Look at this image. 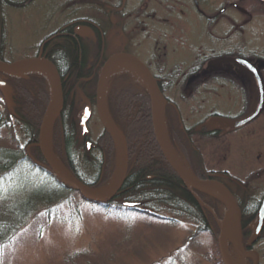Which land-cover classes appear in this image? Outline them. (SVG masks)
<instances>
[{
    "label": "rangeland",
    "instance_id": "obj_1",
    "mask_svg": "<svg viewBox=\"0 0 264 264\" xmlns=\"http://www.w3.org/2000/svg\"><path fill=\"white\" fill-rule=\"evenodd\" d=\"M121 2L0 0V19L4 25L0 58L10 63L35 57L41 51V44L65 27H73L79 35L95 42L98 41L95 28H98L102 39L100 49L105 52L106 61L122 52L134 54L150 65L161 80L165 133L176 159L186 171L206 176L211 172H227L230 176L226 183L238 203L260 202L264 197V108L249 126L233 132L228 129L233 121L258 107L257 83L250 84L246 79L248 73L241 71L233 59L239 55L258 60L264 77V1L127 0V12H133L128 17L108 8L112 3L115 8ZM144 5L147 11L142 10ZM211 56L218 58L205 64ZM103 66L95 80V97ZM42 67L21 72L33 70L45 74L52 95L51 75ZM199 70L196 74L200 77L194 79L192 74ZM139 72L129 61L119 60L109 76H122L129 91L124 90L132 96L130 100L139 98L141 87L151 97L146 79ZM84 82V89L77 88L75 94H70L68 105L72 106L78 126L77 154L83 157L79 169L87 180L96 177L98 168L86 161L84 155L99 157L101 150L95 151L94 144L106 148L111 143L106 165L98 177L102 184L91 187L101 190L115 181L120 161L99 119L96 98L95 101L88 98L93 83L88 85L87 79ZM0 103L6 105L1 92ZM87 105H91V112L85 132L81 119ZM27 109L31 112V108ZM37 110L30 114L34 116ZM57 125L51 128L49 141L52 149L55 146V151L61 153L62 132ZM211 129L219 134L207 135ZM38 139L39 136L37 142ZM87 142L92 143L90 149ZM21 146L26 147L28 159L19 163L13 174L0 177V195L5 193L3 199L12 203L39 189L44 196L55 199L36 206L38 213L17 226L18 231L8 242L2 238L0 264H224L218 239L227 205L217 188L202 190L216 198H208L210 205L197 193L201 205L212 215L211 233L199 229L202 221L191 213L192 204H187L188 213V208L161 203L152 196L144 199L145 195L141 194L145 188L138 192L141 201L135 202L141 203L135 209L123 206L124 202L133 200L132 193L111 200L110 205L119 206L118 210L87 201L78 191L62 186L47 171L46 161L35 148L38 143H28L20 123L8 122L0 127V147L16 151ZM234 218L238 242L245 249L239 218ZM226 245L227 259L234 264H254L255 254L242 256L228 240ZM253 249L259 253V264H264V234Z\"/></svg>",
    "mask_w": 264,
    "mask_h": 264
},
{
    "label": "trees",
    "instance_id": "obj_2",
    "mask_svg": "<svg viewBox=\"0 0 264 264\" xmlns=\"http://www.w3.org/2000/svg\"><path fill=\"white\" fill-rule=\"evenodd\" d=\"M3 29L4 25L0 19V49L3 45ZM65 31H67V29ZM95 31L98 33V41L94 42L92 39H87L82 35L74 34V31L71 30L68 33L72 35L59 36L51 40L48 45V52L46 53V58L51 60L59 71L64 90V108L60 116L54 121V125L57 123V127L59 125L61 127L63 149L62 152L59 153L58 151H55V146H53V152L79 180L92 188L100 187L102 184V182H99L100 179H98V177H100V170L106 165L105 160L108 157L107 148L111 143H105L107 145L106 148H101L99 145L95 144V151L96 149H99V151L101 150V156L99 154V157L95 154H91V157L84 155L86 156V161L89 160L90 164L94 167L97 166L98 168L96 177L94 176L92 179L93 181L87 180L79 169L83 157L77 154L78 126L76 119L74 118L72 106L70 104L68 105V101L70 100V94L74 90H77V88H79V90L84 89L86 85L84 81L86 79L89 80L88 85L93 83L91 85L93 88H90L88 98L91 101H95L94 86L97 82L95 80L101 67L106 61L104 55L105 52L102 53L100 49L102 42L100 31L98 28L95 29ZM237 56L242 57L239 55H236L235 57ZM216 58L218 57H209L205 64H211ZM249 61L253 63L259 62L258 60L253 61L251 59ZM240 69L241 71H244L242 68ZM199 71H194L192 76H195ZM120 77H122L120 74L109 76L105 95L109 114L115 126H117L118 130L125 138L129 153L128 174L124 185L116 198L132 193L134 198L129 202H135V200L141 201V196H138V192L145 188V191L141 194L145 195V197L142 196L144 199H149L150 196H152V198L158 200V202L169 205L174 204L175 207L181 209L188 208V213H190V209L187 204L190 203L194 207V209H191L194 210L191 211V213L194 215L197 214L196 216L198 217L196 218L202 221L199 225V229L213 233L214 225L212 215L208 212L209 210H207L205 206L201 205L197 193L200 194V196L202 195L205 198L204 199L201 196L202 200L209 205L210 202L208 198L211 197L214 200L216 198L202 190L188 187L174 172L163 156L154 135L151 119V106H149V103H151L149 93L146 92L145 88L143 89L141 87L142 93L139 98L136 96V98L130 100V97L132 96L127 92L129 91L128 86L122 81L124 79H121ZM4 78L12 90L13 106H3L2 103H0V127L8 122L13 123L15 121L16 124L17 122L20 123L21 129L28 137V143L35 145L38 143L37 137L39 136V129L45 113V108L49 104L51 98L50 81L45 74L33 70L23 71L17 75H4ZM159 86H161V81L159 82ZM26 89H28V93H26ZM73 94H75V92H73ZM25 96H28L30 101ZM27 108H31V112L38 110L33 116ZM188 131L190 132V130ZM217 134H219V132L216 129H211L207 132V135L210 136H217ZM110 141L112 142V140ZM35 148L37 152H39V157L42 158L38 146H35ZM27 157L26 147L24 146H21V148H18L16 151L0 147V177L2 176L3 178L6 175L9 176L10 174H13L16 166L22 161H26L28 159ZM47 171L56 178L49 168ZM216 174L217 173L211 172L208 176L204 173L196 176L201 178L220 177V175ZM224 176L223 181L229 187L226 180L229 179L230 175L225 172ZM58 181L62 186L64 185L60 180ZM64 186L68 188L67 185ZM38 190L28 193V195H25L20 200L14 199L12 203H10L9 199H3L2 195L5 193L0 195V241L3 238V242H8L10 238L14 236V232L18 231L16 229L17 226L24 225L29 216L33 213H38L36 206L40 203H48L50 199H55V197L44 196ZM27 196L29 198H27ZM6 197L8 196H4V198ZM137 201V204L134 206H126L127 209H135L141 203ZM112 202L113 201L95 203L103 204L110 210L120 209L119 206H111L110 204ZM260 203L261 201H251L248 203L246 200L239 202L241 211L240 227L242 230V242L243 244H246L245 246L248 249L252 248L249 246V239L251 238L252 229L256 222ZM123 206L125 205L123 204ZM195 221L197 222V220ZM9 232H11V234Z\"/></svg>",
    "mask_w": 264,
    "mask_h": 264
},
{
    "label": "water",
    "instance_id": "obj_3",
    "mask_svg": "<svg viewBox=\"0 0 264 264\" xmlns=\"http://www.w3.org/2000/svg\"><path fill=\"white\" fill-rule=\"evenodd\" d=\"M264 1V0H263ZM119 60H127L135 67H137L143 77L146 79L147 85L151 94V116H152V126L154 135L157 141V144L165 157L168 164L174 170V172L179 176L182 182L187 186H193L198 189H205L209 187L217 188L226 198L227 210L226 214L222 220V226L220 229V235L218 239L219 250L221 253L222 260L224 264H229L226 255V245L227 240L234 246L239 254L242 256H247L249 254H255L256 260L254 264H259V254L255 250H244L238 241H236L230 233V225L235 216L240 217V208L237 203L236 198L232 192L220 181L213 179H200L195 175L185 171L181 164L176 159L167 135L165 133L163 116H162V99L163 94L160 90L159 84L150 68L144 63L140 58L134 54L122 52L111 56L106 63L104 64L97 85L96 92V105L98 116L100 121L112 139L120 161V169L115 181L105 189H92L88 185L80 181L70 170L69 168L62 163L54 152L51 149L49 134L50 127L55 118H57L63 111L64 108V95L63 87L61 83V78L59 71L55 64L48 60L47 58L38 56L32 58L21 59L11 63L0 62V74L16 75L19 74L22 70L28 68H33L35 66H43L49 70L52 79L53 85V95L46 108L45 114L43 116L40 130H39V139L38 146L40 152L46 161L49 168L56 175V177L62 181L67 186L71 187L73 190L78 191L86 200L91 202H103L112 200L117 193L121 190L128 174V145L120 133V131L115 126L114 122L110 118L109 111L106 105V85L109 77V72L112 69L115 62ZM234 62L241 68H244L251 72L257 80L258 91H259V104L256 111L243 119L233 121L231 131L243 127L244 125L255 120L262 109L264 108V83L261 77V74L257 67L251 63L249 60L243 57H234ZM0 92L4 96V99L9 107L13 105V97L11 95V87L7 84L4 79L0 78ZM89 115V108H86V113L82 119L83 125L86 124L87 117ZM126 205H133L132 203L127 202ZM264 231V199L258 211V217L255 223L253 235L251 238V244L256 243Z\"/></svg>",
    "mask_w": 264,
    "mask_h": 264
},
{
    "label": "flooded vegetation",
    "instance_id": "obj_4",
    "mask_svg": "<svg viewBox=\"0 0 264 264\" xmlns=\"http://www.w3.org/2000/svg\"><path fill=\"white\" fill-rule=\"evenodd\" d=\"M98 3L97 4H102V2L101 1H97ZM113 4V3H112ZM112 4H110L109 6H108V8H110V10L112 9H115L116 11H115V13L116 14H122V15H124V16H126V17H128V16H130L131 14H133V12H127V10H128V7H127V5H128V3H127V0H122V2L121 3H117L116 4V6L117 7H113L112 6ZM198 4V3H197ZM104 7V6H103ZM126 7H127V9H126ZM142 10L143 11H147L148 10V8H147V5H144V6H142ZM142 13V12H141ZM111 14H112V12H111ZM152 15H151V13H149L148 14V17H151ZM96 26V25H95ZM67 29V31H65ZM95 29H97V28H95ZM71 30H73L74 31V34H78L74 29H73V27H65V28H63L60 32H58V33H56V35H53L52 37H50V38H48L46 41H44L42 44H41V51L40 52H38V53H36V56H39V55H41L42 57H46V53L48 52V45H49V43L51 42V40H53V39H55V38H57V37H59V36H70V35H72V34H70V33H68L69 31H71ZM79 35V34H78ZM94 43V42H93ZM45 53V54H44ZM253 63V62H252ZM259 63L260 62H257V63H253L256 67H257V69L259 70V72H260V74H261V77H262V79H263V83H264V77H263V75H262V72H261V68H260V66H259ZM150 66V65H149ZM204 66V65H203ZM241 68V67H240ZM246 73H248V75L249 76H247V78L246 79H248L249 81H250V84H256L257 83V80H256V78L253 76V74L251 73V72H249L248 70H246V69H244V68H242ZM200 72V71H199ZM156 78H157V80H158V82H160L161 80L157 77V76H155ZM192 77H195L194 79H198L200 76H199V74H196L195 76L193 75ZM191 77V78H192ZM184 78H186V77H184ZM257 86H258V84H257ZM252 89H254L253 88V86L251 87V90ZM253 94H255V92H253ZM258 95H259V92H258ZM250 110V109H249ZM256 110V109H255ZM255 110H254V112H255ZM248 111L244 114V115H242V116H244V117H246L248 114ZM252 114V113H251ZM251 114H249V115H251ZM244 117H242V118H244ZM252 122H250V123H248V124H246V125H244L243 127H240L239 129H236L235 131H237V130H240V129H242V128H244V127H247V126H249L250 124H251ZM94 147L96 148V146H95V144H94ZM223 177H225L224 175H220V177H218V178H216V177H211V179H213V180H218V181H221V182H224L223 181ZM225 183V182H224ZM261 204V203H260ZM252 248H253V246H252Z\"/></svg>",
    "mask_w": 264,
    "mask_h": 264
},
{
    "label": "bare ground",
    "instance_id": "obj_5",
    "mask_svg": "<svg viewBox=\"0 0 264 264\" xmlns=\"http://www.w3.org/2000/svg\"><path fill=\"white\" fill-rule=\"evenodd\" d=\"M43 68V67H42ZM46 71V70H45ZM47 72V71H46ZM48 73V72H47ZM140 73V72H139ZM50 73H48V75H49ZM63 87V86H62ZM106 88H107V85H106ZM11 95H12V92H11ZM52 95H53V93H52ZM52 95H51V98H52ZM63 95H64V90H63ZM105 95H106V92H105ZM12 97H13V95H12ZM51 98H50V100H51ZM105 98H106V96H105ZM50 100H49V102H50ZM110 118H111V116H110ZM57 118H55L54 119V121L56 120ZM112 119V118H111ZM54 121H53V123H52V125H51V127H50V129L52 128V126L54 125ZM113 121V120H112ZM117 127V126H116ZM50 131V130H49ZM50 146H51V144H50ZM51 149H52V147H51ZM52 151H53V149H52ZM59 159V158H58ZM60 160V159H59ZM181 164V163H180ZM181 166L185 169V167L181 164ZM186 170V169H185ZM221 195V197H223L224 198V196L222 195V194H220ZM230 233H231V235L233 236V238L236 240V241H238V235H237V233H238V230H237V226H236V221H235V218H233V220H232V222H231V225H230ZM225 245H226V243H225ZM227 246V245H226ZM228 260V263L229 264H234L232 261H231V259L229 258V259H227Z\"/></svg>",
    "mask_w": 264,
    "mask_h": 264
}]
</instances>
